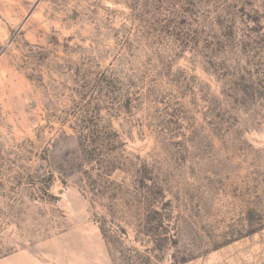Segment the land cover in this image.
<instances>
[{"label": "rangeland", "instance_id": "374dc122", "mask_svg": "<svg viewBox=\"0 0 264 264\" xmlns=\"http://www.w3.org/2000/svg\"><path fill=\"white\" fill-rule=\"evenodd\" d=\"M0 264H264V0H0Z\"/></svg>", "mask_w": 264, "mask_h": 264}]
</instances>
